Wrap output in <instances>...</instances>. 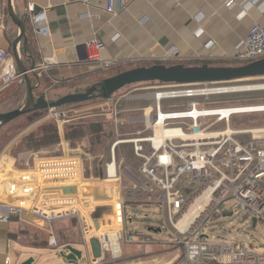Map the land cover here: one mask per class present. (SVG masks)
<instances>
[{
	"label": "built area",
	"instance_id": "1",
	"mask_svg": "<svg viewBox=\"0 0 264 264\" xmlns=\"http://www.w3.org/2000/svg\"><path fill=\"white\" fill-rule=\"evenodd\" d=\"M80 1L85 5L90 2ZM259 1L249 0L246 6H241L239 18L245 15L248 5ZM116 3L117 0H106L103 11L116 14L120 9ZM235 5V0H224L227 8ZM28 9L33 11L31 4ZM260 11L264 17V4ZM31 22L36 33L48 34L44 13L31 16ZM84 48L89 62L99 63L104 70L112 66L111 61L101 58L104 45L98 39L87 41ZM178 58L179 49L171 47L161 60L169 62ZM262 58L264 26L253 24L237 43L232 61L242 65ZM17 79L21 76L15 70L9 51L0 47V89ZM218 84L222 83L171 84L166 89L142 96L150 101L147 109L153 111L152 115L141 117L152 121L150 134L114 141L110 159L104 165L103 180L117 182V196L111 210L116 224L122 227V235L119 232L114 236L108 231L101 233L96 237L100 249L118 257L120 237L126 243H150L149 237L125 231L126 208L127 203L154 204L165 213L168 226L177 232L175 243L182 248V254L175 264H264V253H257L235 240H210L204 235L203 225L198 223L206 216L221 215L222 206L232 200L229 213L233 215L236 210L264 227V127L229 129L231 116L242 112L223 114L212 110H219L220 106H207L213 104L212 97L248 90L226 91V86ZM164 100H181L184 108L163 111L161 103ZM67 112L65 106L49 109L48 117L56 122L58 133L61 124L69 121ZM221 123L223 128H215ZM157 131L162 132L161 139L156 138ZM59 135L58 155H44L47 152L40 150L32 152L21 168L12 158L18 179L2 184L0 221L23 212L48 223L77 214L78 203L84 200L78 190L83 177L82 164L78 151L62 138L61 133ZM124 143L131 145L133 156L139 160L137 167L129 164L123 169L118 167L115 149ZM123 179L131 186L123 189ZM63 187L71 192H64ZM206 190H209L208 202L196 223L183 232L177 230L175 224L180 217ZM64 205L66 207H60ZM58 208H61L59 212ZM5 263L8 264V260Z\"/></svg>",
	"mask_w": 264,
	"mask_h": 264
},
{
	"label": "crops",
	"instance_id": "2",
	"mask_svg": "<svg viewBox=\"0 0 264 264\" xmlns=\"http://www.w3.org/2000/svg\"><path fill=\"white\" fill-rule=\"evenodd\" d=\"M247 1L235 0L236 5L227 8L224 0H117L116 6L120 9L116 14L103 11L106 0H90L88 5L80 0H10V3L13 14L18 19H24L25 24L26 46L21 40L16 47L20 61L26 68L32 63L36 67L34 73L37 81L28 74L32 84L39 83L35 95L42 94L52 99L66 93L84 91L109 76L110 72L155 63L236 65L232 57L237 43L247 35L253 24L264 26V17L260 13L264 0L248 5L245 15L239 18L241 6H246ZM6 3V0H0V47L9 51L17 71L11 42L18 36L19 29L8 16ZM28 4L32 5V12ZM38 13L45 15L44 25L49 31L46 35L34 31L31 16ZM94 38L104 45L101 58L112 63L107 70L86 58L84 44ZM171 47L179 49L178 60L163 62L161 59L165 51ZM14 81L20 84V98L25 100L24 81ZM7 86L0 89V93ZM55 90L57 95L53 96ZM141 117L133 118V121ZM137 134L143 136L142 132ZM12 164L13 159L6 153L0 156V190L3 183L14 181ZM103 181L109 185L96 188L102 190L100 195L94 188H83V195L105 203L110 199V193L104 191L105 188L117 187V182ZM95 202L93 206L90 205L92 208L82 205L83 214L78 208L76 215L57 218L49 223L34 221L33 215L27 212L0 221V264H6L5 260H8V264H22L30 258V264H112L123 258L125 247L130 248L127 252L134 247L144 251L158 242L163 243L146 235L142 236L151 239L148 244L126 243L120 237L118 257L103 249H100L98 258L94 257L90 243L93 237L106 231L113 236L118 232L122 235L121 226L114 229L106 226L108 223L105 219L113 214L112 210L108 214L97 213L93 210L99 203ZM70 219L75 224L69 226ZM150 229L159 230L152 225ZM125 231L128 232L126 225ZM38 233H48V236L42 239ZM12 241L26 251L16 256L9 254ZM68 245L80 252V258L73 263L57 256H62ZM176 256L170 257L165 264H175L181 255Z\"/></svg>",
	"mask_w": 264,
	"mask_h": 264
},
{
	"label": "rangeland",
	"instance_id": "3",
	"mask_svg": "<svg viewBox=\"0 0 264 264\" xmlns=\"http://www.w3.org/2000/svg\"><path fill=\"white\" fill-rule=\"evenodd\" d=\"M219 66V65H218ZM229 66V65H226ZM128 70V69H126ZM110 71V70H109ZM125 71V70H122ZM121 71L108 72L114 75ZM108 77V76H107ZM264 84V76L251 78L241 81L228 82L218 84L219 86H246ZM171 84H162L157 82L133 84L126 86L117 92H115L111 98L103 99L101 97H93L88 101L65 105L67 109V115L69 117L68 122H63L59 128L62 138L68 142V144L78 151V156L82 164V181H79L78 190L81 199H84V190L96 189L100 186H107L109 183H104V165L110 159L111 145L116 140L129 139L133 137H140L149 135L151 131L152 121L149 119L134 120L141 116H150L153 111L147 109L150 101L145 99L146 94L153 93L166 89ZM211 84L210 86H212ZM56 90L52 93L56 96ZM22 90H20V84L16 81L11 82L0 93V112H7L16 108H19L24 104L22 100ZM37 95V94H36ZM134 98H131L132 96ZM61 96V95H60ZM144 96V97H142ZM51 97V96H50ZM58 97H53L56 99ZM213 104L208 105L211 107H230L252 104H264V90L248 91V92H236L227 95H220L212 97ZM181 100H164L161 103V109L163 111H169L171 109H181L183 106ZM122 110V111H121ZM49 109L41 110L34 115H23L17 119L11 121L0 129V156L6 153V156L13 158L17 153L20 146L25 143V138L31 132L40 131L43 125L53 124L57 128V124L54 119L48 117ZM73 116V118H71ZM48 117V118H47ZM117 119V122H115ZM67 120V119H65ZM64 121V120H63ZM117 123V124H116ZM229 126L231 128H259L264 127V112L246 113L240 115H233L229 120ZM224 124H218L215 128H223ZM81 131L80 136H73L72 133L78 129ZM58 131V129H57ZM58 133V134H59ZM66 134L72 138H67ZM65 136V137H64ZM60 141V138H59ZM59 143V142H58ZM57 143V144H58ZM54 145L47 149H41L40 151L47 152L44 155L58 154V146ZM115 158L119 168L123 169L126 165H138L139 160L132 154L131 145L124 143L120 144L115 149ZM13 170L15 166L11 165ZM14 180L18 179V174L14 172ZM106 184V185H105ZM123 189L130 187L131 184L126 179L122 181ZM65 188L63 187V190ZM110 193V199L105 203L97 201L89 197L78 203L80 212L83 214V206L91 207L93 202L99 203L95 206L93 211L97 213H109L111 211V205L117 196V187H106ZM66 192V191H64ZM107 192V193H108ZM232 200H228L222 206L221 215H210V217L201 218L198 223L203 225V230L206 231L204 235L208 236L210 240L226 241L235 240L245 245L257 253H264V227L256 222L253 226L251 218L246 219L241 223L242 214H238L236 210L233 211V215L230 217H223V214L230 212ZM60 207H66L60 206ZM92 208V207H91ZM228 208V210H226ZM61 208H58L59 212ZM81 214V215H82ZM72 215V214H71ZM70 216V215H69ZM67 218L62 216L60 219ZM106 221L112 222L107 228H117L114 215L107 216ZM105 221V222H106ZM63 222H60V224ZM75 224L73 219H70L68 225ZM151 225L159 230H151ZM126 229L130 233H138L141 235L150 236L153 240L163 241L152 245L146 250H138L133 248L131 252H127L129 247L123 246V258L115 261L112 264H165L169 262V258L179 257L182 253V248L175 243V236L177 232L171 226L167 224V218L165 213L157 205L154 204H130L127 203L126 208ZM40 238H47L48 233L39 234ZM166 243V244H165ZM131 248V249H132ZM26 250L20 248L13 241L9 245V254L16 256L18 253L25 252ZM66 251L63 255H66ZM130 253V254H129ZM64 261L63 256L57 254Z\"/></svg>",
	"mask_w": 264,
	"mask_h": 264
},
{
	"label": "water",
	"instance_id": "4",
	"mask_svg": "<svg viewBox=\"0 0 264 264\" xmlns=\"http://www.w3.org/2000/svg\"><path fill=\"white\" fill-rule=\"evenodd\" d=\"M6 1L8 16L12 23L19 29V34L11 42V47L13 58L17 66V73L20 74L21 79L24 81L26 91L24 104L22 106L7 112H0V127L5 126L20 116L38 110L57 108L68 104H77L88 101L96 96L109 99L118 90L133 84L150 82L162 84L228 83L264 76V58L242 65L230 66H213L208 64L187 66L183 64L165 65L162 63H155L149 66L134 67L105 77L90 85L84 91L66 93L56 99H47L42 94L35 95L34 91L39 86V83L37 82L36 85L32 84V80L28 75L30 73L37 81L34 73L36 68L34 64L32 63L29 68H26L20 61L16 47L21 40L24 46H26L24 19H18L12 12L10 0ZM64 191H69V188L66 187ZM226 216L230 217L232 213H228L223 217ZM32 218L34 221L41 223L46 222L36 216H32ZM246 218V215H244L240 222H245ZM251 223L253 226L255 220L253 219ZM90 243L93 249V256L98 258L100 256V245L97 238L93 237ZM65 251L67 253L63 255ZM64 252L62 253L63 258L70 263L80 258V252L69 245L64 249ZM31 262L32 258L26 260L22 264H30Z\"/></svg>",
	"mask_w": 264,
	"mask_h": 264
},
{
	"label": "bare ground",
	"instance_id": "5",
	"mask_svg": "<svg viewBox=\"0 0 264 264\" xmlns=\"http://www.w3.org/2000/svg\"><path fill=\"white\" fill-rule=\"evenodd\" d=\"M228 88L226 91H256V90H264V84H256V85H246V86H232V87H226ZM219 110L212 109L213 112L219 111L223 114H228L229 112H242L243 113H253L258 111H264V104H252V105H241V106H230V107H221L217 108ZM229 129L231 127L229 126ZM256 129V128H253ZM156 138L161 139L162 138V132L157 131ZM111 166V165H110ZM112 170V167L110 168ZM97 190V194L100 195L102 190ZM107 189L105 188L104 191ZM208 196H209V190L204 191L201 193L198 197H196L191 204L189 205L188 209L183 213V215L180 217L178 222L175 224L177 230L183 232L187 228L191 227L196 223L197 219L201 216V211L205 209V206L208 202ZM114 232V231H113Z\"/></svg>",
	"mask_w": 264,
	"mask_h": 264
},
{
	"label": "trees",
	"instance_id": "6",
	"mask_svg": "<svg viewBox=\"0 0 264 264\" xmlns=\"http://www.w3.org/2000/svg\"><path fill=\"white\" fill-rule=\"evenodd\" d=\"M39 111L41 110L28 113L27 115H34ZM72 135H76L77 137L80 136L81 131L79 128L76 129ZM66 137L72 138L68 136V134H66ZM59 138L60 136L58 134L57 128L53 124L43 125L40 131L29 133V135H27L25 138V143L23 146L18 148L17 153L14 156L16 166L19 168L23 167V164L30 158V153L39 151L41 149H47L48 147L56 145L59 142ZM53 155H58V152L57 154Z\"/></svg>",
	"mask_w": 264,
	"mask_h": 264
}]
</instances>
